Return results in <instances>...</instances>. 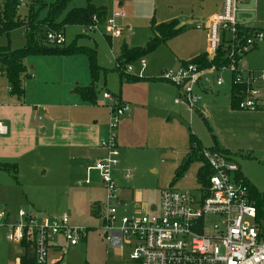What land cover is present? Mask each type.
<instances>
[{
	"label": "rangeland",
	"instance_id": "rangeland-1",
	"mask_svg": "<svg viewBox=\"0 0 264 264\" xmlns=\"http://www.w3.org/2000/svg\"><path fill=\"white\" fill-rule=\"evenodd\" d=\"M41 1L45 6L40 18L55 0ZM23 2L15 11V22H24L30 15L33 0ZM6 3L7 0H0V21L4 20ZM93 3L106 7L108 16L115 11L125 15L118 38L97 32L84 36L81 26L66 27V46L96 51V63L101 70L94 82L90 60L82 53L27 54L23 59L26 73L22 76L21 99L9 93L8 79L0 76V108H11L15 113L13 121L0 116V122L9 130L8 135H0V210L9 214L11 222L19 218L20 210L33 213L38 219L66 214L72 226L87 229L86 241L70 248L61 257L62 264H136L107 246L99 220L91 212V203L102 200L103 195L97 174L93 173L91 186L77 185L85 179L87 167L94 165L101 154L99 143L110 132L117 136L119 165L114 178L118 186L129 190L124 198L126 207L118 209V218L131 215L137 205L139 211L149 212L159 204L163 190L196 189L202 160H193L178 175L189 157L191 135L196 136L202 147L217 146L220 151H228L225 154L238 164L243 177L259 193H264V82L259 109L239 110L231 105L230 72L218 73L223 80L221 87H216L215 77L210 75L205 84L207 91H199L201 111L189 113L185 107L174 104L178 91L160 80V74L179 68L180 59L188 60L207 51L206 30H196L195 23L218 11L221 0H94ZM85 4V0H73L67 9ZM34 5L37 9L38 4ZM244 7L247 10L240 14L239 20L252 29L264 30V0L258 3L250 0ZM174 20L184 25V31L129 64L132 68L127 73L141 80H121L117 61L122 45L144 48L152 37V23ZM26 46L24 27L0 35V48L15 52ZM143 62L145 69L141 71ZM242 62L249 70L264 73V32ZM92 85L97 93L96 103L82 97L84 89ZM104 91L127 103L129 108L112 131L110 104L103 99ZM43 128L48 129L47 133H42ZM85 144L91 149H79ZM83 154L89 157L87 161L78 159ZM1 164L14 168L6 170ZM124 171H129L132 178L125 180L120 176ZM6 234L0 228V264H19L26 249L20 242H9ZM58 260L59 256L51 255L49 263Z\"/></svg>",
	"mask_w": 264,
	"mask_h": 264
},
{
	"label": "built area",
	"instance_id": "built-area-1",
	"mask_svg": "<svg viewBox=\"0 0 264 264\" xmlns=\"http://www.w3.org/2000/svg\"><path fill=\"white\" fill-rule=\"evenodd\" d=\"M201 2L205 0H200ZM250 0H221L218 11L204 21L195 23L196 30H206L209 58L214 57L223 46L228 48L226 66L201 68L197 64H181L176 70H164L160 80L174 86L179 97L175 105H181L189 113L201 111L199 91H207L205 84L209 76L215 77L216 87L223 85L218 73L230 72L232 85L237 88L239 110H257L261 105V84L264 73L249 70L242 62L262 39V29H252L239 20ZM260 0H254L258 3ZM23 5V0H19ZM125 15L115 11L103 23L93 17V24L82 26L81 34L101 33L118 38L122 34L121 21ZM2 26L0 24V33ZM251 30L244 34L243 31ZM46 43L62 47L66 43L64 34L49 32ZM141 71L145 63H141ZM127 66V72L131 70ZM4 72L0 69V76ZM103 99L110 104L111 131L128 107L117 104L109 93ZM41 119V118H39ZM7 128L0 124V134ZM102 140L99 149L104 156L87 167L86 176L77 185L91 186L93 173L101 181L104 197L98 203L96 218L107 246L121 252L122 257L136 264H264V208L258 207L252 197L237 163L227 154L203 148L199 155L209 169V174L197 177L194 191L170 188L160 193L159 204L149 212L139 211L135 206L132 214L118 218V209L126 203L120 198V188L114 173L119 165V145L116 135L110 132ZM124 177L131 179L129 171ZM19 218L13 222L9 214L0 210V228L7 232L9 242L29 245V252L36 264H50L51 255L59 256L54 264H62L61 257L87 237V229L72 226L68 216L38 219L33 213L20 210Z\"/></svg>",
	"mask_w": 264,
	"mask_h": 264
},
{
	"label": "trees",
	"instance_id": "trees-1",
	"mask_svg": "<svg viewBox=\"0 0 264 264\" xmlns=\"http://www.w3.org/2000/svg\"><path fill=\"white\" fill-rule=\"evenodd\" d=\"M73 0H55L49 6L46 15L40 18V11L43 10L45 4L41 0H33V7L31 9L30 15L24 22H15V11L18 7L19 0H7L6 10L4 14V20L0 21L2 30L0 35L9 33L11 30L19 27L25 28V36L27 39V46L25 49L20 51L12 52L9 48H0V69L4 72V76L9 81V93L12 96H16L21 99L24 97V89L22 86V76L26 73V67L23 65V59L29 53H59V54H85L90 60V70L93 77V82L96 80V76L101 70L96 63V51L87 47H77L76 45L57 47L58 49L49 48L46 46V36L49 32H57L65 35V30L67 26L77 25V26H90L93 22V17L98 19V22L103 23L108 17V10L106 7H96L93 3L94 0H85L86 4L82 7H73L67 9L69 4ZM34 4H38L37 9ZM184 25H180L178 20H174L170 23H152L151 31L152 37L148 41L147 45L143 47H133L130 48L128 45L124 44L121 47L119 59L117 61V70L119 72L121 80L136 82L141 80L140 78L130 76L126 69V66L131 64L133 61L139 59L144 54L153 51L161 42H165L184 31ZM264 32V30H262ZM244 34L251 33V30L243 31ZM61 48V49H59ZM227 52L228 48L223 46L217 54L209 58L204 52L198 54L187 61H183L181 64H197L201 68H222L227 65ZM244 57V56H243ZM125 67V68H124ZM237 88L232 87V107L238 109L239 98L237 96ZM82 97L91 103H96L97 93L95 91V85L87 87L82 92ZM115 98V97H114ZM117 99L118 106L122 105V101ZM201 142L196 138L195 135L190 137V153L188 159L183 163V165L178 170V175L183 174L185 169L190 162L193 160H202L199 155L200 151L203 149ZM214 149L219 150L216 146ZM220 151V150H219ZM223 152V150L221 151ZM226 153V152H223ZM6 170L9 168H14L12 166H6ZM209 174V169L204 164L198 172V177L202 178ZM245 179V178H244ZM245 182L250 189L252 197L257 201L258 207L260 209L264 208V193H259L246 179ZM98 203L91 204V212L96 217ZM25 247V255L21 257L19 264H36L34 256L29 252V245L23 243Z\"/></svg>",
	"mask_w": 264,
	"mask_h": 264
},
{
	"label": "crops",
	"instance_id": "crops-1",
	"mask_svg": "<svg viewBox=\"0 0 264 264\" xmlns=\"http://www.w3.org/2000/svg\"><path fill=\"white\" fill-rule=\"evenodd\" d=\"M112 39V38H111ZM199 54H202V52L201 53H199ZM198 55V54H197ZM196 56V55H195ZM194 57V56H193ZM191 59V58H190ZM189 60V59H188ZM183 61H187V60H181L180 59V63H182ZM164 71V70H163ZM108 93V91H104L103 93ZM102 104L104 103V101H102L101 102ZM122 105H124V106H127L128 107V105H127V103H125V102H122ZM201 109V108H200ZM129 112V108H128V111L126 112V113H128ZM0 116H3V117H5V118H7V119H9V120H14L15 119V113L13 112V111H11V108L10 109H8V110H6V109H1L0 108ZM39 121H41V120H39ZM0 124L2 125V126H5L6 128H7V133L5 134V135H1V136H6V135H8V132H9V130H8V127L5 125V124H3V123H1L0 122ZM42 130V133H47V131H48V129L47 128H43V129H41ZM116 138H117V136H116ZM118 142V141H117ZM100 144V143H99ZM83 148V149H82ZM205 148V147H204ZM79 149H82V150H89V149H91V146H89V145H87V144H85V145H83V146H81V147H79ZM223 150V149H222ZM221 150V151H222ZM99 151L101 152V154L97 157V159H99V158H101L103 155H104V152L102 151V150H100L99 149ZM223 152H226V153H229L228 151H226V150H223ZM84 156L82 157V156H78V159H80L81 161H83V159L84 160H86L87 161V159H89V157L87 156V155H85V154H83ZM2 166H6L7 164H1ZM124 173H125V171L123 172V175L121 174L120 176H122L125 180H128V179H126L125 177H124ZM132 178V177H131ZM119 188H120V195H121V199L125 202L126 200V191H129L127 188L125 189V187H120L119 186ZM122 188V189H121ZM103 191V190H102ZM103 195H102V197H101V199H103V197H104V192L102 193ZM133 194V197L135 198V196H134V193H132ZM139 196V195H138ZM125 198V199H124ZM134 198H133V200H134ZM99 201H101V200H95V201H93L92 203H95V202H99ZM91 203V204H92ZM88 231V230H87ZM87 238V237H86ZM84 241H86V239L84 240ZM83 242V241H82ZM53 255V254H52Z\"/></svg>",
	"mask_w": 264,
	"mask_h": 264
}]
</instances>
